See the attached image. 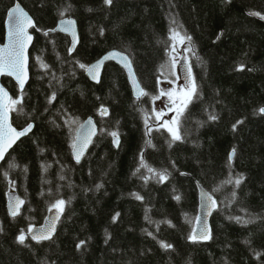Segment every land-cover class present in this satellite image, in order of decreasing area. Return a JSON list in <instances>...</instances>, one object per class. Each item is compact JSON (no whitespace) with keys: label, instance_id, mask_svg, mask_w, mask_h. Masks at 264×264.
<instances>
[{"label":"trees","instance_id":"trees-1","mask_svg":"<svg viewBox=\"0 0 264 264\" xmlns=\"http://www.w3.org/2000/svg\"><path fill=\"white\" fill-rule=\"evenodd\" d=\"M16 2L37 23L31 78L23 92L13 79L3 82L12 99L22 97L11 107L14 125L34 128L0 168V264H264V22L257 17L264 0H0L1 43ZM68 17L81 34L74 52L67 35L50 32ZM172 29L192 38L183 49L199 95L179 117L183 139L170 144L152 97L176 75ZM111 50L131 57L150 95L136 99L115 63L99 84L90 81L80 64ZM90 116L99 133L77 163L73 142ZM141 154L156 172L140 168ZM165 170L168 178L160 181L157 173ZM199 185L218 203L207 242L188 239ZM9 191L25 202L19 216L8 210ZM58 199L67 203L55 237L19 243L21 230L41 225ZM80 241L86 243L78 248Z\"/></svg>","mask_w":264,"mask_h":264},{"label":"snow or ice","instance_id":"snow-or-ice-1","mask_svg":"<svg viewBox=\"0 0 264 264\" xmlns=\"http://www.w3.org/2000/svg\"><path fill=\"white\" fill-rule=\"evenodd\" d=\"M104 3L107 5H111L113 3V0H104ZM254 15H260V13H254ZM8 20L10 22V30H9V40L10 44L8 46H5L3 48H0V75H3L7 73L8 75L14 76L16 80L19 82V87L21 90H23L24 85L26 83L27 78V57L25 56V49L27 48L28 43L31 41L32 36L28 33L27 29L31 27H35V22L33 21L32 17L19 5L17 4L14 8L11 9V11L8 14ZM75 21L74 20H61L60 21V30L64 32H71L72 36L76 37L75 32ZM56 29H52L50 31H55ZM171 39L173 41H176L179 39V42L183 45L186 42L190 44L192 38L191 36L182 35L181 33L177 32L175 29H172L171 31ZM76 40L74 39L72 50H75L76 46ZM174 47V45H173ZM188 51H191V47L187 49ZM113 56H120L122 58V61L126 62V67H128L132 78L133 83L136 88V96L137 99H139L141 96H147L150 95L148 92H146L141 86L138 80L135 79V74L131 70V61L128 60L127 57H124L122 53H110L109 56L104 57V59H109ZM39 59V58H38ZM173 62H175V57L172 58ZM103 64V60L98 61L94 65H85L80 64L81 68L86 69L91 75L94 80H97L98 82V69L100 65ZM41 67L42 68H48V65L43 63L41 61ZM241 69L244 67L243 65L240 66ZM160 95H167L172 102L173 107L170 108V111H175L176 116L171 119L165 121L162 125H160L161 128H166L167 131L171 134V140L170 144L174 143L175 141L182 140L183 137L180 133V119L184 112L187 110L188 105L193 101L194 98H196L199 95V86L195 80L194 77H191L189 80L188 85L182 86L179 93L176 92V89H170L168 92H164V90H161ZM176 97V99H173V97ZM7 99L9 101L8 104L4 103V100ZM52 100L55 99V93H53ZM153 100L159 99V96L152 97ZM21 99H12L6 89H4L2 86H0V161H2L5 157V154L9 148L18 140L20 137L26 135L28 132L31 131L33 125L29 123L27 127H25L22 131H17L14 127H12L11 123L9 122V112L11 111V107L18 105L21 103ZM261 113H264V107H261L259 109ZM100 114L102 116L108 115V110L104 107H101ZM162 114L160 112L156 113L157 119H160ZM209 118L211 120H216L218 117L216 115H210ZM145 122L147 126V116L145 117ZM92 122L89 121V124ZM238 123H243V121H238ZM236 125H233V128L235 129ZM81 128H83V125H81ZM148 133H151V128H148ZM95 134V128L91 127L87 133L85 134L83 140L81 141L80 137L78 136L76 140L73 142V148L75 149V159L77 162L80 161L81 157L84 154L86 146L91 143V137ZM112 137H114V142L117 147H119V133L117 131H113L110 133ZM148 144L151 145V141H148ZM235 156V149H232V152L230 154L229 160ZM15 167V165H12ZM140 168H147L149 172H156L155 169L148 166L143 161V154H141V164ZM140 168L137 169V172L140 171ZM157 176L160 181L166 180L168 178L165 171H161L157 173ZM145 179H148V177H145ZM243 180V176L236 178L234 180L235 185L238 187L240 183ZM227 183H233L232 179H229ZM102 185H98L97 187H101ZM137 199H143L142 196L139 194H135ZM207 196V206L209 209L216 206V201L211 197L210 194H206ZM176 199L179 200L180 196L177 195ZM67 202L58 199L55 201L54 204H52V208L58 209V212L56 213L55 220L51 222V227H48L45 225L39 232L34 231V225L29 226L27 232L21 230L20 235L17 237V240L19 243L24 244L25 241L30 236L32 240H35L37 242H41L43 240H51L53 233L55 232V225L56 222L59 220L60 214H62L64 210V206ZM24 204L23 200H17L15 205L11 209V215L13 217H16L20 212V206ZM119 216V213L116 214V216L113 217V220ZM238 222L247 223L248 221H242L240 217L235 218ZM169 224H171V221H168ZM195 223L199 225L201 223V220L199 217L196 218ZM2 230V229H0ZM151 235V233H149ZM211 238V232L208 229L206 223L204 226V229L197 233L195 229L192 230L191 234L189 235L188 239L196 242L199 240H206ZM85 241H80L77 247H81L85 244ZM161 246L165 249L172 248L171 244L165 243L163 241L160 242Z\"/></svg>","mask_w":264,"mask_h":264},{"label":"water","instance_id":"water-1","mask_svg":"<svg viewBox=\"0 0 264 264\" xmlns=\"http://www.w3.org/2000/svg\"><path fill=\"white\" fill-rule=\"evenodd\" d=\"M17 4H19L33 19V21L35 22V27L37 25L34 17L31 15V13L20 3V2H16L15 5L12 7L14 8ZM11 8V9H12ZM11 9L8 11L7 13V17H6V22H5V29H6V34H5V40L3 43L0 42V48H3L5 46H8L10 44V40H9V30H10V22L8 20V14L9 12L11 11ZM260 20H262L264 22V16H257ZM74 20L75 21V25H74V28H75V32H76V37L74 38L71 34V32H64L62 30H60V21L61 20ZM59 20V22L57 23L56 27L54 29H56L55 31H50V32H60L62 34H65L67 35L69 38H70V41H71V45H70V50L72 52H74L78 45L80 44V41H81V34H80V29H79V24L77 22V20L75 18H72V17H68V18H64V19H61ZM35 27H31V28H28L27 31L28 33L32 36V39L31 41L28 43L27 45V48L25 49V56L27 57V78H26V83L24 85V88L23 90L21 91H24L27 87V84L29 83L30 81V78H31V71H30V66H31V49H32V46L34 44V41H35V34L32 32V30L35 28ZM74 39L77 41L76 42V46H75V50H72V45H73V42H74ZM110 53H122L124 57H127L128 60L131 61V70L132 72H134L135 74V79L139 81L140 83V86L145 90V88L143 87L142 83L140 82L139 80V77L137 75V72H136V69H135V66H134V63L131 59V57L125 53V52H122L120 50H111V51H108L107 53H105L101 58H99L98 60H96L95 62L91 63L89 66L91 65H94L96 64L98 61L100 60H103V64L100 65L99 69H98V82L97 80H94L92 78V75L87 71L85 70V73L87 75V77L90 79V81H92L93 83H96V84H99L101 82V79H102V76H103V72H104V69L106 67L107 64L109 63H115L117 64L118 66H120L122 69H124L126 75H127V78H128V81H129V84L131 86V89H132V93H133V96L137 99V96H136V88H135V85L133 83V78H132V75L128 69V67H126V62L125 61H122V58L120 56H113L109 59H104V57L106 56H109ZM178 68L180 70V74H181V78L182 80L184 81L185 85H188L189 83V80L191 77H194L193 75V69H192V65H191V62L188 58V56L186 55L185 51L183 50L182 53H181V56L178 60ZM5 77H8V78H11L13 79L17 85L19 86V82L16 80V78L14 76H11V75H8L7 73L3 74V75H0V86H2L4 89H6L8 95L12 97V93L10 92V90L5 86L4 82H3V79ZM20 88V87H19ZM143 96H141L138 100H141ZM4 103L5 104H8L9 101L7 99L4 100ZM89 121H91L92 123L89 124ZM9 122L11 123L12 127H14L15 129H17V131H22L23 129H19L17 128L14 123H13V114H12V111L9 112ZM33 125L32 129L30 132H28L26 135L20 137L18 140H16V142L11 146V148H9L5 154V157L2 161H0V168L3 164V162L5 161L7 155L9 154V152L15 147V145L21 140L23 139L24 137L28 136L33 128H34V124L31 123ZM81 125H83V128H81ZM79 126V128L77 129V132H76V138L79 136L81 141L83 140L85 134L87 133V131L91 128V127H94L95 128V134L91 137V143H89L86 148H85V151H84V154L83 156L81 157L80 161L77 162L76 159H75V149L73 148V157H74V160L77 162V163H80L83 158L85 157V155L87 154V152L89 151V149L91 148L95 138L97 137L98 133H99V125L97 123V120L94 116H90L88 117L82 124ZM76 140V139H75ZM120 140V138H119ZM115 143V142H114ZM116 145V144H115ZM198 189H199V212H198V217L200 218L201 220V223L199 225L196 224V227H195V230L197 231V233H200L203 229H204V226H205V223L208 227V229L210 230L211 232V235H212V224H211V220H212V217L217 209V201L216 199L214 198V196L209 193L204 187L202 186H198ZM206 194H210L211 197L216 201V206L215 207H212L211 209L208 208L207 206V196ZM8 200H7V207H8V210L11 214V209L12 207L15 205L16 201L17 200H23L22 197L19 195V193L17 191H12V192H9L8 193ZM24 201V200H23ZM25 205V202L23 205L20 206V212L17 216L20 215L23 207ZM58 212V209H51L48 213V215L46 216L45 220L43 221V223L41 225H36L34 227V231L36 232H39L45 225H47L48 227H51V222L53 220H55V217H56V213ZM64 215V210L62 212V214H60V217H59V220L56 222V225H55V232L53 233V237H55V235L57 234L58 232V228H59V224H60V221L62 219ZM43 241H47V240H43ZM209 241V239H206V240H199V242H207Z\"/></svg>","mask_w":264,"mask_h":264},{"label":"rangeland","instance_id":"rangeland-1","mask_svg":"<svg viewBox=\"0 0 264 264\" xmlns=\"http://www.w3.org/2000/svg\"><path fill=\"white\" fill-rule=\"evenodd\" d=\"M183 51V45L179 42V39L175 41L174 49L172 55L175 57V78L172 80H163L160 84L159 99L153 100V112L156 117V113L160 112L162 114L160 119H156L159 121V124H163L167 120H171L176 116L175 111H170L169 109L173 107L172 102L170 101L167 95H160L161 90L164 92H168L170 89H176V92L179 93L182 86H186L184 81L181 78L180 70L178 68V60ZM173 99H176L174 96ZM170 112V113H168Z\"/></svg>","mask_w":264,"mask_h":264},{"label":"flooded vegetation","instance_id":"flooded-vegetation-1","mask_svg":"<svg viewBox=\"0 0 264 264\" xmlns=\"http://www.w3.org/2000/svg\"><path fill=\"white\" fill-rule=\"evenodd\" d=\"M168 113H170V112H168Z\"/></svg>","mask_w":264,"mask_h":264},{"label":"bare ground","instance_id":"bare-ground-1","mask_svg":"<svg viewBox=\"0 0 264 264\" xmlns=\"http://www.w3.org/2000/svg\"><path fill=\"white\" fill-rule=\"evenodd\" d=\"M264 16V15H263Z\"/></svg>","mask_w":264,"mask_h":264}]
</instances>
